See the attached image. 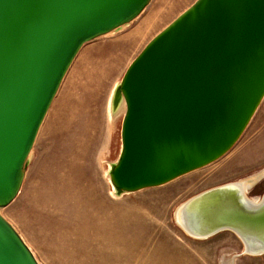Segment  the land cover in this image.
<instances>
[{"label": "water", "instance_id": "obj_1", "mask_svg": "<svg viewBox=\"0 0 264 264\" xmlns=\"http://www.w3.org/2000/svg\"><path fill=\"white\" fill-rule=\"evenodd\" d=\"M150 0H0V208L22 184L31 147L81 46L132 21ZM264 96V0H195L156 33L115 85L123 106L113 194L167 183L225 154ZM248 188V187H247ZM207 188L175 210L193 237L234 232L264 253V192ZM0 264H39L0 214Z\"/></svg>", "mask_w": 264, "mask_h": 264}, {"label": "rangeland", "instance_id": "obj_2", "mask_svg": "<svg viewBox=\"0 0 264 264\" xmlns=\"http://www.w3.org/2000/svg\"><path fill=\"white\" fill-rule=\"evenodd\" d=\"M195 0H150L120 29L84 43L39 126L15 198L0 208L39 264H264L222 230L187 234L176 208L231 181L264 192V96L220 158L159 186L113 194L109 163L120 150L123 106L110 99L144 45Z\"/></svg>", "mask_w": 264, "mask_h": 264}, {"label": "bare ground", "instance_id": "obj_3", "mask_svg": "<svg viewBox=\"0 0 264 264\" xmlns=\"http://www.w3.org/2000/svg\"><path fill=\"white\" fill-rule=\"evenodd\" d=\"M261 173H264V169H263V171ZM243 184L245 185V188H247L249 186V184H247L244 180H243Z\"/></svg>", "mask_w": 264, "mask_h": 264}]
</instances>
